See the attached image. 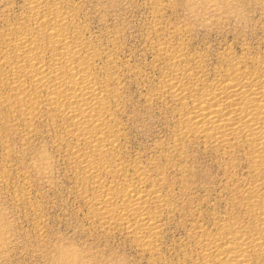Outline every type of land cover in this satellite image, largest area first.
<instances>
[{
	"label": "rangeland",
	"instance_id": "374dc122",
	"mask_svg": "<svg viewBox=\"0 0 264 264\" xmlns=\"http://www.w3.org/2000/svg\"><path fill=\"white\" fill-rule=\"evenodd\" d=\"M64 7L74 11L91 47L103 53L96 73L112 70L115 78L119 156L145 168L151 180L163 177L172 204L161 215L157 252L137 250L120 229L105 230L89 219L70 147L61 141L62 122L42 113L26 125L1 99L0 264H108L109 256H123L127 264H191L195 248L189 235L225 215L244 174L238 169L230 176L218 153L197 141L175 148L179 109L157 95L172 66L156 50L167 43L185 51L188 61L201 59L212 80L225 59L264 48V0H72ZM232 8L247 11V29L229 14ZM27 12L25 0H0V39ZM1 84L3 98L8 88Z\"/></svg>",
	"mask_w": 264,
	"mask_h": 264
},
{
	"label": "bare ground",
	"instance_id": "6f19581e",
	"mask_svg": "<svg viewBox=\"0 0 264 264\" xmlns=\"http://www.w3.org/2000/svg\"><path fill=\"white\" fill-rule=\"evenodd\" d=\"M25 1L27 16L0 39V82L8 88L0 100L26 125L42 113L62 122L61 141L70 147L89 219L105 230L120 229L137 250L154 255L171 197L163 177L151 180L149 171L118 154L112 103L119 92L112 70L96 73L103 53L91 47L74 11L64 7L72 0ZM175 48L160 43L156 50L172 66L157 95L179 109L175 148L197 141L218 153L230 176L238 169L244 174L225 215L189 235L195 248L191 264H264V48L225 59L212 80L201 59L188 61Z\"/></svg>",
	"mask_w": 264,
	"mask_h": 264
},
{
	"label": "clouds",
	"instance_id": "9594fccd",
	"mask_svg": "<svg viewBox=\"0 0 264 264\" xmlns=\"http://www.w3.org/2000/svg\"><path fill=\"white\" fill-rule=\"evenodd\" d=\"M195 9H193L194 11ZM229 14L234 18L235 22L242 28L247 29L250 26V18L248 13L243 8H232ZM210 22V21H209ZM79 250H77L78 252ZM108 264H127V260L123 256L113 258L111 256L106 257ZM87 264H92V261H88Z\"/></svg>",
	"mask_w": 264,
	"mask_h": 264
}]
</instances>
